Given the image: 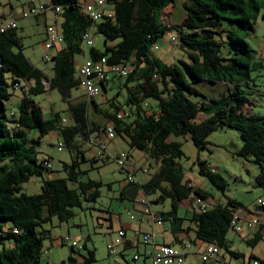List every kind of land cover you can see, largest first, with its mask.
<instances>
[{
    "label": "trees",
    "instance_id": "trees-1",
    "mask_svg": "<svg viewBox=\"0 0 264 264\" xmlns=\"http://www.w3.org/2000/svg\"><path fill=\"white\" fill-rule=\"evenodd\" d=\"M174 1L105 0L104 5L111 6V12L94 21L84 13L79 0H50L53 6L62 7L58 13L62 17V47L50 56L53 74L49 77L24 54L16 27L0 31V264H48L42 259V239L48 230L37 228L53 215L59 221L68 220L74 214L73 208L99 196L100 182L80 180L87 173L80 168V157L85 156L80 146L83 140L96 143V135L107 137L108 126L112 127L113 137H122L129 148L144 152L156 162V171L144 182L137 178L128 181L129 169L119 167L126 172L127 183L136 189L139 186L145 196L158 192L155 202L170 199L168 210L150 209L161 223L168 221L179 228L183 219L177 215L178 202L194 198L198 208L195 196H210L184 178L178 161L183 154L181 144L171 136H188L195 146L206 148V138L213 131L225 126L235 128L242 140L235 153L258 166L255 182L264 188V115L253 112L250 99L258 91L253 88L256 84L252 72L263 67V63L255 59L256 52L246 41L254 32L258 16H264V0H185V16L180 24L166 25L160 19L161 11ZM3 18L0 14V27ZM88 28L102 35L101 49L93 42L83 48L82 35ZM167 32L176 38L174 45L169 42L170 47L182 49L185 59L165 63L152 53L157 40ZM85 53L93 61L104 59L106 66H130L126 81L119 86V90L125 91L123 102L129 107L128 112L115 96L107 99L105 106L95 98L70 103L69 91L81 81L75 59ZM113 77L122 76L108 73L99 82L101 92ZM45 78L68 103L72 121L69 125L60 124L58 112L44 119L40 106L33 101V95L45 91ZM199 82L217 85L220 90L209 96L198 89ZM16 87L22 91L18 109L7 114L5 101L11 95L10 89ZM146 98L156 100L155 109ZM88 106L109 123L100 125L91 120ZM32 128L39 131L38 137H28L27 130ZM55 129L72 154L69 162L61 164L63 176L44 177V172L52 171L43 166L49 157L38 160L34 143L39 136ZM96 145L105 151L104 143ZM121 154L128 156L120 151L110 157L114 160ZM197 164L199 174L224 192L226 180L207 161L198 159ZM131 174L135 175V169ZM33 176L41 178V190L27 194L22 184ZM240 209L244 206L233 198H226L222 204L208 201L207 207L191 217L196 238L216 244L231 256H241L226 237L232 215L241 218ZM259 238L255 233L247 242ZM142 243L149 244L150 250L155 245L143 240ZM149 251L144 254L148 260ZM119 253L126 264L141 261L139 253L132 255L135 262H128L123 251ZM95 261L94 250L84 242L77 255L69 254L59 264H96Z\"/></svg>",
    "mask_w": 264,
    "mask_h": 264
},
{
    "label": "rangeland",
    "instance_id": "rangeland-1",
    "mask_svg": "<svg viewBox=\"0 0 264 264\" xmlns=\"http://www.w3.org/2000/svg\"><path fill=\"white\" fill-rule=\"evenodd\" d=\"M0 1H9L14 6L15 10L19 11L22 8H26L25 5L29 0ZM180 1L181 0H175V3L178 5V12L179 10L183 11L181 4H179ZM47 3L50 4L49 0H47ZM55 19L59 23L62 17L60 14H55L53 11H47V22L52 24ZM21 21H24V31H21V35H23L22 40L24 46H26L29 51L31 60L34 62V65L40 70H43L47 76H51L53 74V62L51 58L48 60L42 58L43 52L40 45L41 30L44 23L40 21L38 25H36L33 23V20L29 18ZM169 36L170 32H167L159 38L155 43L156 47L154 46L152 53L165 63H171L172 61L176 62L179 58L185 59L186 57L182 49L168 46ZM92 39L94 46L99 49L103 47V37L98 34L95 29L92 30ZM246 41L255 51H258L259 46L264 44V16L262 14L258 16L255 22L254 32L246 38ZM50 52H52V50H50ZM77 59H79L78 56ZM260 60L263 63V67L252 72L256 84L253 88L258 91H255L250 99L253 102V112L264 115V57ZM125 81L126 75L122 77H113L110 84L114 85V88L106 91L103 90V92L100 91L95 97V100L98 103H102L101 101L104 97L115 96L117 102L122 104L124 111L128 112L129 107L123 102L125 99V91L119 90L120 84ZM196 86L202 93L209 96H215L220 90L219 86L212 85L208 82H199ZM10 91L11 95L5 101L7 114L17 111L20 97L22 96V91L19 87L12 88ZM71 93L73 96H81V91L77 88H72ZM32 99L40 106L44 119H50L53 117L54 112H58L61 125H69L72 122L68 103L56 88L47 89L41 94L33 95ZM145 101L154 104V109L156 108V100L154 98H146ZM103 105L105 106L106 104ZM89 118L100 125L106 122V118L99 113H95L94 115L91 113ZM27 135L29 138H36L39 135V131L36 128L28 129ZM171 139L181 144L183 154L178 161L183 168L184 178H189L204 191L218 198L220 203H224L226 198H233L241 202L244 208L254 212L257 209V200H264V188L257 186L255 182L258 166L251 160L244 159L235 153L242 144L239 133L235 128L225 126L213 131L206 138V148L195 146L188 136H171ZM124 141L122 137L115 135L114 140L108 144L109 149L120 148L124 150L123 152L128 153L127 157L124 156L122 158L128 164L130 163L132 165L129 164L130 168L133 170L135 169L134 177L136 174L144 175L143 179L147 180L149 176L156 171V162L149 158L144 152L129 148ZM59 143L62 145V150L60 151L57 150ZM90 145L91 144L85 140L81 141L80 147L85 156L80 157V168L87 170V173L82 176L80 180L92 179L100 182L99 196L94 201H83L81 207L73 208V216L66 221H59L57 216L53 215L50 221L38 226V230H48V232L44 233L42 239L43 249L45 250L42 254V259L48 264H59V262L66 259L69 254L77 255L78 248H80L84 242L88 248L94 250L96 264H126L125 259H123L119 253V244L115 246L116 253L114 255H108L106 250V246L111 240L110 235L113 234L112 229L108 226L109 215L112 216L114 230H116L118 226V222L116 221L118 215L121 217L120 221L124 222L126 226H128V224L133 225L134 223V221H130L126 215L127 210H133L131 206L132 201L122 197L119 189L120 185L126 180V172L110 157L111 155L107 156L105 154L106 150L101 152L95 145H91V148ZM34 146L37 159L40 160L49 157L52 164V171L50 173L44 172L43 176H63L64 173L61 170V164L62 162L70 161L72 152L63 143L59 130H51L39 136ZM198 159L210 162L216 168V171L226 180L227 185L224 192L218 190L206 177L199 174ZM143 168L148 170V174H144L145 172L143 173ZM22 187L23 191L27 194L40 192L41 178L33 176L27 182L23 183ZM157 194L158 192L147 194L148 198L151 200V205L161 210H167L169 208L170 199L164 198L161 203L155 202L152 199H155ZM248 230H246L245 233H247ZM249 231H252V229ZM254 234L253 232L250 234L251 239ZM167 235H169V232H167ZM259 235V239L247 242L239 237L235 230L229 228L227 238L230 241L234 240L232 249L239 251L242 255L234 257L226 253V257L230 259V263L226 264H249L253 261H257L258 263L262 261L263 264L264 231L260 232ZM64 236H68V240H63L62 237ZM190 236H194V234L191 233ZM73 240L77 243L74 247L71 246V241ZM142 245L143 244L140 242V249ZM175 247L178 249L181 248L180 245L176 244ZM134 251V248H129L125 251V258L128 262L136 261L132 259ZM251 255L253 257H250ZM195 262L198 261L192 258L190 253H188L185 256L183 264H195Z\"/></svg>",
    "mask_w": 264,
    "mask_h": 264
},
{
    "label": "crops",
    "instance_id": "crops-1",
    "mask_svg": "<svg viewBox=\"0 0 264 264\" xmlns=\"http://www.w3.org/2000/svg\"><path fill=\"white\" fill-rule=\"evenodd\" d=\"M90 1L91 0H79V2L81 3L82 6L85 5L86 3H89ZM184 1L185 0H181L180 3H179V4H181L182 9H183V5L182 4H183ZM49 2H50V0H49ZM25 6H26V8H22L21 10L16 11L14 6L9 1H3V2L0 1V7H1L0 8V14L4 15V18L2 19L3 22H4L3 24L8 22L9 20H14L15 21L18 34H19V36L21 38V44L23 46V52L26 55V57L34 65V62L30 58L29 51L27 50L26 46H24V42L22 40L23 35H21V31H24V24H23L24 21H21V20H25V19L29 18V19L33 20V23L36 24V25H38V23L40 21H42L44 23V26H43V28L41 30V40H40V45H41V48H42V52L44 53V51H45L44 42H45V38H46V31H47L46 29H47V27L48 26H53L54 29L58 33H60V31H61L60 24L62 22V19L59 21V23L56 21V19L52 22V24H50V22L49 23L47 22V11H53L55 14H58L57 12H55L51 8V6H53V5L51 3L50 4L47 3V0H29L26 3ZM40 6L44 7L43 11H40V9H39ZM31 8H35L37 12L34 13V14L23 16V13H25L27 10H29ZM111 8L112 7L109 6L108 4H105L103 6V10H104L105 13H110L111 10H112ZM61 9H62V7H61ZM177 9H178V5L175 3V1H174V3H169L161 11V16H160L161 21L164 24H166V25L180 24V22L182 21V19L185 16V11L183 9V11L179 10V12H178ZM163 12H164V14H163ZM61 44H62V42L55 44V46L51 49L52 52H50V50H48V54L50 56L54 55L55 52L58 51L62 47ZM168 46L170 47V44ZM255 52H256L255 55H254L255 59H259V58L262 59L264 57V44L259 46L258 51H255ZM43 53H42V56H43ZM85 56H87V53L78 55L79 59H77V56H76V59H75L76 60V65H75L76 72H77L78 66L82 63V61H83ZM41 71L43 72V70H41ZM45 76H47V75L45 74ZM47 77H49V76H47ZM45 80H46V78H45ZM45 80H44V89L45 90L51 89L49 81L46 80L47 82H45ZM76 88L81 91V96L80 97L73 96L72 93H71V90H70L69 91V101H70V103H76V102L81 101V100L82 101L86 100V97H85L84 90H83L82 86L79 84V86L76 87ZM113 88H114V85H111L110 81H109V82H106L105 87L103 88V90L106 91L108 89H113ZM103 90H102V92H103ZM111 97H104L101 102L103 104H106V100L111 98ZM87 110H88V117H89V115L91 113H92V115L95 114L94 111L92 110L91 106H88ZM108 123L109 122L106 121L104 123V125L108 124ZM95 137H96V143H104L105 144V150H106L105 154L108 155V156L109 155L115 156L120 151H124V150H121L120 148H114L112 150L109 149L108 144H109V142L114 140L115 136L112 139H108L105 135H100L99 137L96 135ZM87 142H89V141H87ZM89 143L91 145H95L98 149H100L96 145V143H93V142H89ZM91 145H90V148H91ZM95 156H97V155H95ZM208 164L216 171V168L210 162H208ZM143 169H146V168H143ZM156 169H157V166H156ZM144 174H148V170L147 169H146ZM125 177H126V175H125ZM135 177L137 178V180L139 182H144L145 181V179H143L144 175H137L136 174ZM186 179L189 180L193 185L198 186V185L194 184L189 178L186 177ZM119 189H120V194H121L122 197L128 198V199H130L132 201V205L131 206H132L133 210H127V214L126 215H127V218L130 221L131 220L134 221L133 225L128 224V226L131 225L130 227H128V226H126L124 224V222L120 221L121 217L118 215L117 218H116V221L118 222V226H117L116 230H114V222H113L112 216L109 215V217H108V219H109L108 226H109V228L112 229V233H113L112 235H110V239H113V238L116 237V234H117L118 230L123 229V231H124V235L121 238L120 244H119L120 245L119 252L123 251L122 254L125 256L126 255L125 251L127 249L133 247L135 249V251H134V253L132 255H134L135 253L141 254L140 255L141 261L138 262V264H151L149 262V260L146 259L145 256H144V254L147 251L150 250L151 246L149 244L142 243V240H141L142 236L141 235L144 232H149V231H151L153 229L155 244H163V243H165V244L172 245L175 249H177L179 251H184L186 254L190 253L192 258H195L198 261V262H195V264H203V263H201L199 261L197 252L200 251L202 248H204L208 243L196 238V236H195L194 222L191 220V217H192V214L194 212L198 211V208L195 205L194 198H191V199L190 198H187V199L185 198V199H181L178 202L177 215L183 219L182 222H181V225L179 226V228L177 226H172L168 221H163L161 224H158V225H152L150 215L144 213L142 211V209H141L140 204H139L138 193L136 191H137V189H138V192L141 191L140 187L138 186V188L136 189V187L134 185L127 183V180H125L120 185ZM209 195L210 196L205 197L203 200L206 201V202L209 201V202H212V203H220L218 198H216L212 194H209ZM156 196H155V198H156ZM146 197H147L146 199L149 202V208L152 211H166V210H161V209L153 207L151 205V200L148 198L147 195H146ZM152 200H154V199H152ZM161 202H163V200H161L160 203ZM220 204H222V203H220ZM180 210H181V213H180ZM238 211L240 212V217H241V218H239V219H241L239 221V224L241 226V230L239 232H237L239 237H241L243 240L247 241L248 239L251 238L250 234H252V232L259 234L260 232L264 231V224H261V225H259L260 227L257 226L256 228L252 229V231H249L251 229L248 230V228H247L246 219L248 217H246V216H248L250 212H248V209H246V208L240 209ZM173 227H175V229H176L175 231H173ZM185 229H187V230L185 231ZM246 230H248L247 233H245ZM167 232H169V235H167ZM191 233H193L194 236H190ZM226 237H227V235H226ZM140 242L143 244L141 249L139 248ZM230 242H231L230 245H231V248H232L234 240H232ZM175 244L176 245H180L181 248L180 249L176 248ZM225 254H226V252L222 251L221 256H222L223 260L225 261V264L226 263H230V259H228ZM205 264H213V263L211 261H209V262H207Z\"/></svg>",
    "mask_w": 264,
    "mask_h": 264
},
{
    "label": "built area",
    "instance_id": "built-area-1",
    "mask_svg": "<svg viewBox=\"0 0 264 264\" xmlns=\"http://www.w3.org/2000/svg\"><path fill=\"white\" fill-rule=\"evenodd\" d=\"M105 0H91L89 3L83 5V11L86 13L92 20L96 21L101 18L102 15L106 13L103 10ZM51 8L59 13L61 10L58 6H51ZM40 11L44 10L43 6L39 7ZM35 8H31L23 16L36 13ZM16 27L14 20H9L0 27V31H4L8 28ZM46 38L44 42V53L43 58L48 60L50 55L48 50H51L55 44L61 42V35L54 29L53 26H48L46 29ZM83 48L90 47L92 45V31L91 28H88L82 35ZM169 42L171 45L176 43L175 35L171 34L169 37ZM130 66L128 65H111L106 66L104 64V59L100 61H93L88 56H85L82 63L78 66V74L81 77L80 84L84 90V94L87 100L94 99L101 91L99 82L107 78L108 73L117 74L120 76L126 75L130 72ZM113 130L111 126L106 128V135L108 138L113 137ZM57 150H62L61 143L58 144ZM115 162L121 166L129 169L130 174L127 176L128 181H134L135 177L131 174L132 169L129 168L123 161L122 154L114 158ZM43 166H45L49 171L52 170V164L50 160L43 161ZM143 171H146L145 169ZM196 204H198V211L201 207H207L208 202L204 201L200 197L195 196ZM138 199L141 209L144 213L150 215L152 225L161 224V219L152 212L148 206V201L145 194L141 191L138 192ZM210 203V202H209ZM257 209L254 212L249 213L248 218L246 219V225L248 229H254L260 224H264V200L258 199L256 203ZM241 219L235 218V213L232 215L230 221V228L239 232L241 226L239 221ZM124 235L123 229L117 231L116 237L111 239L107 244L106 249L109 255H114L116 253L115 246L120 244V240ZM142 240L146 243H154V233L153 230L145 232L142 235ZM63 240H68L67 236L63 237ZM76 241H71V246H76ZM221 249L214 243H208L204 248L197 252L199 261L203 264L211 261L214 264H224V260L221 256ZM186 253L184 251H179L173 246L168 244H153L152 249L148 252V257L151 264H183ZM134 258H137L135 255ZM252 264H260L257 261H253Z\"/></svg>",
    "mask_w": 264,
    "mask_h": 264
},
{
    "label": "bare ground",
    "instance_id": "bare-ground-1",
    "mask_svg": "<svg viewBox=\"0 0 264 264\" xmlns=\"http://www.w3.org/2000/svg\"><path fill=\"white\" fill-rule=\"evenodd\" d=\"M201 208H203V207H201ZM235 218L239 219V216L238 215H235Z\"/></svg>",
    "mask_w": 264,
    "mask_h": 264
},
{
    "label": "water",
    "instance_id": "water-1",
    "mask_svg": "<svg viewBox=\"0 0 264 264\" xmlns=\"http://www.w3.org/2000/svg\"><path fill=\"white\" fill-rule=\"evenodd\" d=\"M45 80V79H44ZM45 82H47L46 80H45Z\"/></svg>",
    "mask_w": 264,
    "mask_h": 264
}]
</instances>
